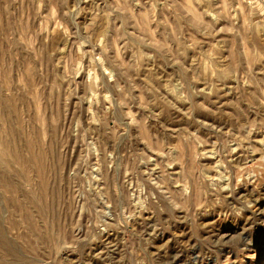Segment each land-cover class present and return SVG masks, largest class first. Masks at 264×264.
<instances>
[{
  "label": "rangeland",
  "instance_id": "374dc122",
  "mask_svg": "<svg viewBox=\"0 0 264 264\" xmlns=\"http://www.w3.org/2000/svg\"><path fill=\"white\" fill-rule=\"evenodd\" d=\"M0 264H264V0H0Z\"/></svg>",
  "mask_w": 264,
  "mask_h": 264
}]
</instances>
